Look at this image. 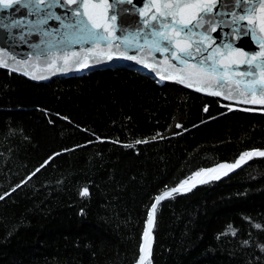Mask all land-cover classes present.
<instances>
[{
  "label": "trees",
  "instance_id": "obj_1",
  "mask_svg": "<svg viewBox=\"0 0 264 264\" xmlns=\"http://www.w3.org/2000/svg\"><path fill=\"white\" fill-rule=\"evenodd\" d=\"M252 149L264 106L126 67L0 66V264H134L158 194ZM225 173L160 201L143 264H264V156Z\"/></svg>",
  "mask_w": 264,
  "mask_h": 264
},
{
  "label": "snow or ice",
  "instance_id": "obj_2",
  "mask_svg": "<svg viewBox=\"0 0 264 264\" xmlns=\"http://www.w3.org/2000/svg\"><path fill=\"white\" fill-rule=\"evenodd\" d=\"M226 2L227 0H145L142 6H136L134 0H0V12H7L9 9L15 11H19L20 8L26 9L28 16L37 17L30 23L34 25L36 31H39V26L46 24L49 19L54 17L61 20V16L55 15L49 11L50 9L65 8V19L68 22L65 23L64 20H61V27L65 29L63 37L59 41L61 44L69 47L72 44H80L81 52L89 53L95 50V46L104 45L114 48L123 58L135 60L138 64L144 63V61L135 55H128L129 48H134L137 53H146L147 55L154 52H159L162 55L170 53L171 59L184 67L173 74L162 75V79H173L187 87H196L197 91H206L209 95H224L225 99H235L238 94L245 103L264 104V35H261L264 34V0H235L234 6L242 8L244 14L225 13L232 16L233 24L241 20L248 21L245 34L257 41L260 46L259 52L249 54L245 50H238L230 44H225L224 58L227 59V62L221 61L222 67H217V55L220 52L218 48L213 49L208 57L200 59L195 64H189V60L194 58L193 46H195L197 54L206 51L201 45L204 40L208 39L206 35L208 29L216 31L213 20L221 15L219 6ZM120 4L136 7V11L142 19L134 21L131 25L135 30L125 31L129 25L121 13L130 10L121 9L118 12L116 9ZM23 27L24 25L19 20L8 24L0 23V29L6 31ZM197 29H204V31L197 32ZM114 33L119 34L114 35ZM17 34L21 39H24L23 33ZM44 35L47 36L49 33L45 32ZM196 36H199L200 39L194 40L193 38ZM84 45L90 47L85 50ZM121 48L124 51H120ZM99 52L103 54L104 49L100 48ZM2 55L3 52L0 50V56ZM232 56H242L244 59L237 61L232 59ZM107 58L112 59V54L108 53ZM61 59L66 67H60L57 64V61ZM37 60H39V55ZM208 60H211V63H208ZM96 62L99 63V60ZM45 63L48 67L54 68L56 72L65 71L73 66L84 68L89 66L88 63L81 60L80 53H73L72 56L65 54L62 57H49ZM233 65H236V68L246 65L247 69L240 70L237 75L234 74ZM0 66H6L3 59H0ZM149 66L145 64V67ZM169 67L176 69L175 64H170ZM24 74L31 75L32 79L44 78L28 71H25ZM232 85H235V88ZM249 96L253 98L249 100ZM177 126L179 127V125ZM140 142L137 141V143ZM128 146L131 147V145ZM253 156H264V151L242 153L235 163L222 164L220 167L232 171L245 163L246 159H252ZM47 163L48 161H45V164ZM43 166L41 165V167ZM212 171L215 169L206 170L205 173L197 172L195 175L200 176ZM214 178L219 179V176ZM200 182L204 183L205 181L201 180ZM186 183L188 181H183L179 186L155 197V203L151 205V210L148 211L145 221L146 227L142 234L144 243L140 245L141 253L146 250L150 252L157 205L165 198L171 197L173 193L181 191ZM81 195L87 196V189H84ZM0 199L3 197L0 196ZM139 259L143 264L145 257L141 255Z\"/></svg>",
  "mask_w": 264,
  "mask_h": 264
},
{
  "label": "water",
  "instance_id": "obj_3",
  "mask_svg": "<svg viewBox=\"0 0 264 264\" xmlns=\"http://www.w3.org/2000/svg\"><path fill=\"white\" fill-rule=\"evenodd\" d=\"M145 0H134V5L142 6ZM235 0H227L226 4H222L219 6V12L221 13L215 20H213V25L216 27V31H212L208 29L206 35L208 39L204 40V43L201 45L202 48L206 49L200 54H197L195 51V46H193V57L189 60V64H195L197 61L204 57H208L209 53L213 51V49H220V52L217 55V67H222V62L226 63L227 59L224 58V45L230 44L233 48L238 50H245L247 53H256L260 51V46L257 41L253 40L250 35H246L248 21L241 20L237 21V23H232V16L230 12H235L237 15H243V9L237 8L234 6ZM19 7V5H16ZM74 7V6H73ZM121 9H129L128 12H122L121 14L124 16L125 20L127 21L129 27L126 28L125 31H133L134 28L131 25L134 21H139L142 18L139 16L138 12L136 11V7L133 5L128 4H120L116 9L118 12ZM49 11L53 12L55 15L61 16V20H64L67 23V19H65V8H53ZM83 11V10H82ZM134 18V19H133ZM37 17L35 16H28L27 10L20 8L19 11H15L12 9L7 10V12H0V23L8 24L12 21L19 20L24 27L12 29L11 31H6L4 29H0V50H2L3 55L0 56V59H3L6 62V66H1L8 68L12 71L21 73L23 75L25 71L29 73H33L37 76H43V79H33L35 81H46L56 76H68V75H78L82 73H86L96 69H104V68H117V67H126L129 69H133L139 71L153 79L156 82L162 81H169V82H176L173 79H162L161 76H166L169 74L175 73L178 69L183 68V65H179L177 61H173L171 59L170 53H164L163 55L159 52H154L151 55H147L146 53H137L134 48L128 49V55H135L138 59L144 61V63H136L135 60H127L123 58V56L119 55L114 48H108L104 45L95 46V50L91 53L85 51L81 52V45L80 44H72L70 47L66 46L65 44L59 43L61 38L63 37V33L65 29L61 27V20H57L54 17L49 19L46 24L39 26V31L34 29V25L30 23V21H35ZM142 27V25H140ZM208 27L207 25L205 26ZM197 32L204 31V29H197ZM259 32V29H257ZM45 32H48L49 35H44ZM17 33H23L24 39H21ZM119 33H114V35H118ZM264 35V34H261ZM194 40L200 39L199 36L193 38ZM51 46V47H50ZM85 50H87L89 45L83 46ZM103 48L104 52L101 54L99 49ZM120 51H124L121 48ZM73 53H80V58L84 62L88 63V67H78L73 66L70 69L65 71L56 72L54 68L48 67L45 63L49 57H62L65 54L68 56H72ZM112 54V59L107 58V54ZM39 55V60H37V56ZM232 59L240 61L244 59L242 56H232ZM99 60V63L96 61ZM222 61V62H221ZM208 63H211V60H208ZM57 64L60 67H66L64 65L63 60H58ZM145 64L150 65L149 67H145ZM170 64H175L176 69H172L169 67ZM235 69L234 74L238 75L240 70H246V65H240L239 68H236V65H233ZM15 69V70H13ZM32 79L31 75H25ZM187 87L183 83H178ZM235 88V85H232ZM192 90H196V87H187ZM218 90V89H217ZM227 91V89H225ZM205 95H209L206 91H198ZM211 96H218L224 100L231 101L234 103L239 104H246V105H255V106H264V104L256 103H245L243 102V98H241L238 94H236L235 99H225L224 95H211ZM253 97L249 96L248 99L251 100ZM259 99V97H256ZM253 151H264V149H252L249 152ZM257 157V156H253ZM250 159H246V162ZM236 161V160H235ZM232 162V163H235ZM221 164H229V162H221L216 165L207 167L203 170H209L212 167L221 165ZM244 164V163H243ZM242 165V164H241ZM236 169V168H235ZM228 172V169L225 170L223 173ZM210 172H207L203 176H194L191 179L187 180L188 183L183 185V189L179 192H188L193 189L195 186L200 184L201 180H206L210 178H214L216 176H209ZM181 184V183H180ZM178 184L177 186H179ZM175 186V187H177ZM173 188V187H172ZM166 189L163 192L169 191L170 189ZM157 195V196H158ZM155 203V199L154 202ZM151 210V207L149 211ZM146 227V224H145ZM144 227V229H145ZM144 232V230H143ZM143 234V233H142ZM144 238L142 235L141 244H143ZM152 241H153V232H152ZM140 244V245H141ZM152 245V242H151ZM139 262V260H137ZM136 262V263H137Z\"/></svg>",
  "mask_w": 264,
  "mask_h": 264
},
{
  "label": "bare ground",
  "instance_id": "obj_4",
  "mask_svg": "<svg viewBox=\"0 0 264 264\" xmlns=\"http://www.w3.org/2000/svg\"><path fill=\"white\" fill-rule=\"evenodd\" d=\"M222 165V164H221ZM211 169H215V171H212V172H210V174H209V176H217V175H221V174H223V172L225 171V170H227V168H222V167H220V165H218V166H215V167H212ZM199 172H201V173H205L206 172V170H201V171H199ZM204 174H202V175H200V176H203ZM191 179V178H190ZM143 242H144V240H143ZM153 242V241H152ZM152 246V245H151ZM140 250V249H139ZM148 252L149 251H145L144 253H141V252H139V256H138V258H137V260H139V262H137V260L134 262V264H141V261H140V257H141V255H143L144 257H145V259L147 258V254H148ZM137 262V263H136ZM144 262H145V260H144ZM143 262V263H144Z\"/></svg>",
  "mask_w": 264,
  "mask_h": 264
},
{
  "label": "rangeland",
  "instance_id": "obj_5",
  "mask_svg": "<svg viewBox=\"0 0 264 264\" xmlns=\"http://www.w3.org/2000/svg\"><path fill=\"white\" fill-rule=\"evenodd\" d=\"M217 176H219V175H217Z\"/></svg>",
  "mask_w": 264,
  "mask_h": 264
}]
</instances>
